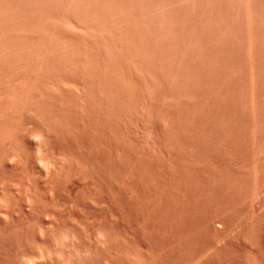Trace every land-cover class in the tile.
<instances>
[{"label":"rangeland","instance_id":"1","mask_svg":"<svg viewBox=\"0 0 264 264\" xmlns=\"http://www.w3.org/2000/svg\"><path fill=\"white\" fill-rule=\"evenodd\" d=\"M0 264H264V0H0Z\"/></svg>","mask_w":264,"mask_h":264},{"label":"clouds","instance_id":"2","mask_svg":"<svg viewBox=\"0 0 264 264\" xmlns=\"http://www.w3.org/2000/svg\"><path fill=\"white\" fill-rule=\"evenodd\" d=\"M41 137L39 135H37L36 137H34V139L39 140Z\"/></svg>","mask_w":264,"mask_h":264}]
</instances>
